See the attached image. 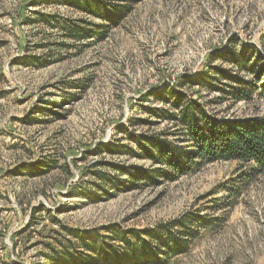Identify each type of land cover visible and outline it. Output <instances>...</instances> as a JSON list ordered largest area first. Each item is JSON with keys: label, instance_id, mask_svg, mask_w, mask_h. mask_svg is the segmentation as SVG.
Masks as SVG:
<instances>
[{"label": "rangeland", "instance_id": "rangeland-1", "mask_svg": "<svg viewBox=\"0 0 264 264\" xmlns=\"http://www.w3.org/2000/svg\"><path fill=\"white\" fill-rule=\"evenodd\" d=\"M100 1L123 13L118 24L75 43L65 42L62 27L80 12L52 0H0V264H44L41 253L56 238L72 241L73 256L90 257L82 264L101 262L81 241L110 247L108 261L119 264L122 234L185 218L196 235L166 264H264V172L202 163L175 182L133 187L111 169H157L129 153L122 130L163 132L191 155L184 128L143 110L170 111L155 103V89L182 91L189 109L197 104L222 123L264 114V0ZM227 76L256 89L237 101L230 87L240 84ZM204 78L192 89L184 84ZM43 162L54 166L47 174H17ZM92 171L112 183L106 194L88 188ZM41 208L48 215H33Z\"/></svg>", "mask_w": 264, "mask_h": 264}, {"label": "trees", "instance_id": "trees-1", "mask_svg": "<svg viewBox=\"0 0 264 264\" xmlns=\"http://www.w3.org/2000/svg\"><path fill=\"white\" fill-rule=\"evenodd\" d=\"M52 2L59 6L74 9L83 15L77 22L68 21L62 27L65 42L78 43L90 36H98V34L105 32L106 26L117 25L119 20L117 16L123 14L118 13V9L111 7L109 3L100 0H52ZM31 4V7H33L34 1ZM91 17L99 18L107 25H95L88 20ZM46 22L48 23V21ZM65 42L60 43L58 47L68 49L75 46L67 45ZM233 58L231 53L223 55V59L228 61L233 60ZM226 78L240 84L238 89L230 87V94L234 95L237 101L248 99L249 96L244 89L248 88L249 92L256 89V85L253 84L241 86L242 84L235 77L227 76ZM256 78V80L259 79V77ZM206 80L207 78L188 81L187 83L183 82L192 89L194 86L205 83ZM262 96L264 97V88L262 89ZM151 97L154 98L155 103L169 106L171 109L166 113L157 111L154 108L143 107V110L146 109V112H144L149 117L163 119L166 116L168 123L175 127L184 128L185 134L190 138L193 151L191 155L186 156L183 149L169 141L163 132L151 135H136L128 130H122L125 138L134 146L135 151L131 153L130 150L128 152L134 154L136 158L145 160L157 167L152 175L133 167H130V169L111 167L112 170L128 177L129 185L133 187H137L142 183L155 185L160 179L172 183L191 171L192 166L198 167L202 163L236 162L238 165L250 166L255 174L264 172V114L222 123L218 120L207 119L197 104H191V109H189V105L184 103L186 97L182 91L161 87L159 91L155 89ZM53 104L50 103V106H53ZM145 122L148 121H134L137 125ZM106 151L112 153L109 149ZM195 160H199L200 163L193 164ZM48 162L38 163L36 166L25 165L17 171V174L29 177L47 174L54 168ZM92 176L96 181L89 184L88 188L95 193L106 194V188L111 187L112 183L106 182L104 176L97 173V171H92ZM229 190L226 191L230 196V192L232 193L233 190ZM32 212L33 215L43 212L48 215L49 213L45 208L38 211L33 210ZM30 219L29 227L35 224L32 221L34 216ZM188 220L185 218L182 222H170L151 230H131L126 236L122 234L118 239L124 245V256L114 260V262L119 264H166L171 258L186 253L188 243L197 232L190 231L186 227ZM200 223L202 228H207L210 225L207 222ZM55 240V246H52V243H47L48 253H41L44 264H82V260L90 259L86 255L73 256L72 252H75V248L72 241L63 238H56ZM96 245L95 242L87 244L81 241L79 248L96 252V258L101 264H111L106 256V250L110 251L111 248L108 247L107 249L105 247L106 250H103L105 248H96Z\"/></svg>", "mask_w": 264, "mask_h": 264}]
</instances>
